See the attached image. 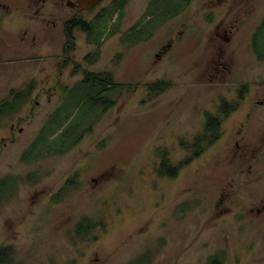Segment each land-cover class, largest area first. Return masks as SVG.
<instances>
[{"label": "rangeland", "instance_id": "rangeland-1", "mask_svg": "<svg viewBox=\"0 0 264 264\" xmlns=\"http://www.w3.org/2000/svg\"><path fill=\"white\" fill-rule=\"evenodd\" d=\"M156 1L175 15L133 46L121 39L131 26L147 13L164 20L146 11L153 0H126L120 21L116 1L103 0L88 18L101 14V44L76 29L68 54L61 20L48 34L39 21L4 24L20 32L0 41V103L32 87L0 114V181L13 182L0 199V247L12 246V264H264V0ZM222 19L230 43L213 32ZM86 71L125 85L91 131ZM160 80L172 84L151 91ZM223 100L238 108L219 139L177 175L160 174L161 154L172 167L190 155ZM42 129L77 143L24 161Z\"/></svg>", "mask_w": 264, "mask_h": 264}, {"label": "trees", "instance_id": "trees-1", "mask_svg": "<svg viewBox=\"0 0 264 264\" xmlns=\"http://www.w3.org/2000/svg\"><path fill=\"white\" fill-rule=\"evenodd\" d=\"M116 5L113 14L118 12V21H120L123 17V7L126 2V0H115ZM119 7V8H118ZM153 7L154 13H157V17L159 20L163 18L164 20L161 21L159 24L152 22L151 18L150 20H147V14L145 15L144 19L141 21H138L136 24L131 26L127 32H125L121 39L125 43H127L130 46L137 45L141 42H144L146 40H149L154 33V30L157 29L159 26L164 24L168 18L172 17L175 14L170 13L168 10L173 7V3L170 4H160V1L153 0L152 4L147 8L146 11L151 9ZM182 6L180 5V8ZM180 8L178 11H180ZM170 13V14H168ZM168 14V15H167ZM177 14V13H176ZM97 19L95 20H71L64 22V34L66 38V43L64 45V51L68 54L70 51H72L75 48V39H74V30L79 29L83 32L88 33V35L91 37V39L94 38V31L96 28ZM118 25V23H115V26ZM114 31H112L113 33ZM111 34V32H110ZM103 39V38H101ZM101 39H95L94 41H97V43L101 44ZM93 41V40H92ZM255 50L258 52V46L255 43ZM91 55L89 54L87 56V60ZM98 58V54H96L95 59ZM92 61V60H91ZM81 84L87 85V91L86 98L87 103L89 104V110H90V119L92 120V123L90 127H88L87 130L91 131L92 125L98 120L99 116H101L102 111L107 110L112 105H114V100L111 98L112 93L117 89H122L125 87L124 84H121L119 82H116L114 80L113 74L111 72L101 71V72H95V71H86L84 72V76L82 81H80ZM171 82L166 80H160L157 83L151 84L149 86L150 90L156 93L163 92L167 88L171 86ZM129 86V85H128ZM246 84L242 86V89L240 91V98H243V95L247 89ZM32 90V87L30 90H19L16 91L12 89L11 92V99H6L0 103V114L3 112L14 109L16 105H19L23 100V96L26 95V93L30 94ZM25 93V94H24ZM24 94V95H23ZM27 94V95H28ZM238 105L236 103H231L228 101L223 100L219 106V114L213 115L210 112L205 113V124H204V131L196 136L194 139L193 145L190 149L191 154L186 156V158L181 161L176 167H172L169 165L167 156L165 151L161 154L163 157V160L161 162V169L160 174L169 173L171 175H177L178 171L185 165L192 162L195 158L199 157L205 149L213 144L215 141L219 139L220 136V128L221 124L230 113L237 110ZM98 112V113H97ZM95 116V118H94ZM48 126V125H47ZM46 126V128H47ZM55 129L52 131L46 133L45 129L41 130V133L39 137H37L36 141L31 144L32 146L25 152L23 155L24 161H30L33 158L41 157L45 153H57L62 154L70 150L77 142H74L70 145H64L63 140L60 138L62 135H66V133H60L58 136H55ZM85 130V132L87 131ZM83 134H86V133ZM88 132V131H87ZM49 134V135H48ZM48 135V136H47ZM84 135H82L83 137ZM50 137V138H49ZM79 141V140H78ZM46 149V151H42ZM189 149V148H188ZM12 179L9 177L4 178L0 181V199H2L4 196L8 195L12 191V183L10 182ZM64 190V188H63ZM62 190V191H63ZM61 191V192H62ZM60 192V193H61ZM58 193V194H60ZM87 222V221H86ZM93 224H90L87 222H81L78 231H86V228H91ZM12 246H3L0 247V264H12ZM208 264H223V258H221L218 255L211 256L209 259Z\"/></svg>", "mask_w": 264, "mask_h": 264}, {"label": "flooded vegetation", "instance_id": "flooded-vegetation-1", "mask_svg": "<svg viewBox=\"0 0 264 264\" xmlns=\"http://www.w3.org/2000/svg\"><path fill=\"white\" fill-rule=\"evenodd\" d=\"M102 1L91 8H87L77 0H0V41L2 43L6 41L9 44L10 42H13V44L17 42L16 39L19 37L21 28V19L42 22L43 24L40 27L39 34H48V28L51 23L53 22L55 26L58 20H61L62 24L71 20H93L88 19L90 11L97 8ZM13 12L15 13L13 14ZM9 15H12L13 18H10ZM100 16L101 14L94 18H100ZM225 19L219 20L216 23L213 32L216 35L222 34L221 37L228 35L226 40L227 43H230L234 36V31L232 30L233 28L230 27L231 23L227 24ZM9 21H16L20 27L19 30L12 31L4 28V24ZM212 21L213 20H211V22ZM47 31L48 33H46ZM255 43L256 38L253 36V46H255ZM218 64L226 67L222 62H218Z\"/></svg>", "mask_w": 264, "mask_h": 264}, {"label": "water", "instance_id": "water-1", "mask_svg": "<svg viewBox=\"0 0 264 264\" xmlns=\"http://www.w3.org/2000/svg\"><path fill=\"white\" fill-rule=\"evenodd\" d=\"M80 1L84 7L91 8L97 5L102 0H77Z\"/></svg>", "mask_w": 264, "mask_h": 264}]
</instances>
